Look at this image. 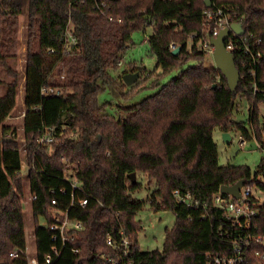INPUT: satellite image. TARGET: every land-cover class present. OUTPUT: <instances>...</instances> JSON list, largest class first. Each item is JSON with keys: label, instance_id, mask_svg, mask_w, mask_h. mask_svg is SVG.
Segmentation results:
<instances>
[{"label": "trees", "instance_id": "trees-1", "mask_svg": "<svg viewBox=\"0 0 264 264\" xmlns=\"http://www.w3.org/2000/svg\"><path fill=\"white\" fill-rule=\"evenodd\" d=\"M105 1L106 15L121 18V23L110 22L95 0H0V66L8 71V59L18 44L20 16L27 18L25 161L30 192L37 195L32 207L38 258L42 264L52 246L59 244L39 217L52 223V211L68 209L74 192L76 200L89 201L69 210L71 219L84 222V229L53 264H109L101 257L113 253L107 237L118 240L122 230L131 241L135 264H205L208 252H220L228 244L217 230L234 231L233 219L213 205V195L242 179L264 194L260 179L264 158L254 174L247 166L221 165L213 136L216 128L223 133L237 130L244 140L255 136L263 142L258 106L264 103V0L232 2L253 34L248 43L251 52L243 47L232 52L240 71L235 90L214 64L206 62L207 53L201 48L203 14L209 8L205 0ZM148 27L153 30L150 51L162 75L189 65L133 106H115V114L114 105L101 103L98 96L113 83V69L132 45L133 32H146ZM68 29L76 42L66 45ZM171 44L181 46L179 54L172 52ZM133 66L130 72L141 75L143 69ZM63 71L65 78L57 77ZM11 76L0 95V264H28L20 202L21 152L15 140L1 137L13 129L6 121L16 106L18 73L11 70ZM45 86L60 89L61 94L44 95ZM238 98L248 102L245 122L233 119ZM45 127L55 128L50 144L38 142ZM137 171L157 183L152 208L175 213L176 224L166 230L161 250L139 245L143 225L137 214L145 201L134 195L140 184L130 174ZM65 173L81 188L74 189ZM174 190L206 203L209 216L203 218L200 210L179 203ZM53 197L60 202L56 207ZM250 200L258 210L254 220H259L251 230L264 234V203L254 196ZM71 246L80 252L74 253ZM14 250L20 252L18 257L10 256Z\"/></svg>", "mask_w": 264, "mask_h": 264}, {"label": "rangeland", "instance_id": "rangeland-1", "mask_svg": "<svg viewBox=\"0 0 264 264\" xmlns=\"http://www.w3.org/2000/svg\"><path fill=\"white\" fill-rule=\"evenodd\" d=\"M112 15V14H111ZM152 28L148 27L146 32L143 30H136L132 34L133 43L126 49L123 54V59L113 69L114 81L112 84L106 86V89L101 92L98 99L101 103L111 102L114 106L113 112L115 113V106L120 105L124 107L133 106L144 98L154 94L163 84L170 82L180 70L185 69L189 64H185L179 69H174L171 72L162 75L161 69L157 68V58L151 53L148 38L152 34ZM26 43H27V18L26 15L20 16L18 44L14 49L13 54L8 59V66L12 71L18 73L17 76V98L16 106L8 117L6 123L12 126V130L3 134L1 137L15 140L16 146L19 148L22 157V174L21 179L22 196L21 204L24 213L26 245L29 254L35 249V227L36 220L30 201V189L26 174L28 166L26 165V156L28 155L27 141L24 135V116L26 113L25 106V77H26ZM206 59L208 63L216 66L214 56L207 54ZM141 67L143 72L139 79L131 85L123 82L121 76L123 72H130L135 67ZM11 70L0 66V95H2L9 82L12 80ZM57 77L64 79L65 71L62 74L57 73ZM134 85V86H133ZM133 86V87H132ZM238 109L235 111L234 120L237 122H245L249 115L248 102L245 98H238ZM260 110V126L263 129V142L264 143V103L259 104ZM116 114V113H115ZM125 115V113H123ZM66 120V113L63 115ZM255 129V125H254ZM13 130H15L13 132ZM231 135V143H226L223 139V132L216 128L213 132L214 140L218 146L219 162L221 165L231 164L235 166H247L251 169L252 173H256L259 164L264 158V148L262 143L253 136L246 139L245 144L241 145L242 134L240 131L232 130L229 132ZM136 180L140 184L139 189L134 193L136 198L145 201V206L142 211L137 214V219L141 220L143 229L138 234L139 245L144 250L162 249L165 238L166 230L173 229L176 224L175 213L172 209L155 210L151 206V195L156 189V181L150 179L146 173L137 171ZM260 179L264 182L262 176ZM253 191L259 199V203H264V194L260 189L254 185ZM41 223L45 222L44 218L39 217ZM110 252L103 253L109 255ZM11 256V255H10ZM103 258V257H102Z\"/></svg>", "mask_w": 264, "mask_h": 264}, {"label": "built area", "instance_id": "built-area-1", "mask_svg": "<svg viewBox=\"0 0 264 264\" xmlns=\"http://www.w3.org/2000/svg\"><path fill=\"white\" fill-rule=\"evenodd\" d=\"M235 0H211V6L204 11L205 24L202 30V35L200 36L201 48L211 56H214V45L211 43V38L219 36L220 32L225 28H231L233 23H240L245 29L244 34H238L231 29V32L226 39L225 45L226 49L233 52L237 49H243L247 52H251V47L249 46V40L253 37V34L248 30L250 25L244 23L243 18H241L238 12L234 9L232 2ZM106 1L105 0H95V6L99 12L106 15ZM110 22H122L121 18H115L113 15H106ZM196 34L191 35L192 39ZM75 43L76 38L72 35L68 29L66 36V45L68 43ZM260 44V39L256 40V45ZM176 44H171V48L175 49ZM54 50H50L53 52ZM64 53L65 49H64ZM259 55V53H258ZM42 93L44 95L55 94L60 95L61 90L53 86L43 87ZM55 128H44L41 136L38 139L40 144H50L55 141ZM243 138L241 140V145L245 144ZM65 177L70 179L72 182V187L74 189L81 188L80 183L76 178H72L67 173ZM254 185H244L241 189V198L235 199L231 195L219 191L212 197V202L215 207L222 209L224 215L230 219H233L234 231H224L221 228L217 230V235L225 240L228 244L220 252H208L206 254L205 264H264V234L257 233L252 229L257 221L254 218L258 215V210L252 205L251 197L254 196L258 199L253 191ZM54 192V190H52ZM63 194L66 193L62 189ZM177 201L187 208L198 209L201 211L203 218L209 216L208 206L206 203L201 204L200 200L196 198L193 194L187 192L183 193L179 190H174L173 192ZM37 200V195L30 192V201L34 202ZM88 199L83 198L76 200L74 197V192L72 193V199L70 207L74 204H79L80 206H86L88 204ZM256 203V202H254ZM52 206H58L60 204L59 200L55 197L51 200ZM68 209H60L52 211V223L47 220L42 225H45L51 232V238L55 242H59L52 246L49 253L44 257V262L42 264H53L61 256L62 250L65 247L70 246V242L74 241L79 233V231L84 229V222L82 220L71 219L69 216ZM257 231V230H256ZM120 239H115L114 236L109 235L107 237V244L113 249V253L109 255H103V259L109 264H135L131 259V241L122 230L120 232ZM35 236V235H34ZM26 250L24 251L25 257L27 258L28 264H41L37 255L36 249L32 251L31 254ZM36 248V247H35ZM74 253H79L80 248L71 246ZM20 252L14 250L10 253L12 257H18Z\"/></svg>", "mask_w": 264, "mask_h": 264}, {"label": "water", "instance_id": "water-1", "mask_svg": "<svg viewBox=\"0 0 264 264\" xmlns=\"http://www.w3.org/2000/svg\"><path fill=\"white\" fill-rule=\"evenodd\" d=\"M206 6H211V0H205ZM231 29L238 34H244L245 29L240 23H233L231 28L223 29L219 36L215 38H211V43L214 45V59L216 63V67L222 72V74L228 80L229 87L232 90H235L238 86V82L240 79V71L237 68L235 58L232 52L226 49V39L228 38ZM181 51V46H177L173 49L174 54H179ZM140 77V73L137 72H129L124 74L123 79L127 85L134 84ZM223 139L226 143L231 141V135L229 132L223 133ZM130 178L135 182L136 181V173L130 174ZM247 184L246 179L239 180L237 183L231 186H222L220 191L225 194L231 195L235 199L241 198V189L244 185Z\"/></svg>", "mask_w": 264, "mask_h": 264}]
</instances>
